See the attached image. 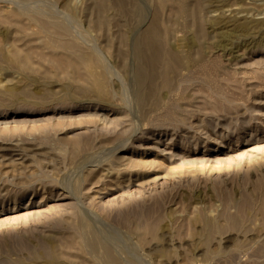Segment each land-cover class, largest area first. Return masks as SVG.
<instances>
[{"label": "rangeland", "instance_id": "rangeland-1", "mask_svg": "<svg viewBox=\"0 0 264 264\" xmlns=\"http://www.w3.org/2000/svg\"><path fill=\"white\" fill-rule=\"evenodd\" d=\"M134 1L0 0V264H264V0ZM156 12L182 64L143 103Z\"/></svg>", "mask_w": 264, "mask_h": 264}, {"label": "bare ground", "instance_id": "bare-ground-1", "mask_svg": "<svg viewBox=\"0 0 264 264\" xmlns=\"http://www.w3.org/2000/svg\"><path fill=\"white\" fill-rule=\"evenodd\" d=\"M110 2L117 7L118 11L126 18V20H130V16L134 12L133 10H136L139 14L141 13L138 4L134 0H110ZM95 6L97 9V18L95 16V21L99 25H106L108 20V0H95ZM159 22L160 15L156 12L152 17L150 24L147 26L145 25L146 28L143 29V34L136 37L137 39L132 45L134 53H136L137 56L135 66L137 83L141 88L140 95L138 96L143 103L154 101L156 99L154 95V86L158 77L162 76L164 86L170 85L173 78L172 74L177 73L182 64V57L176 52V50L167 45V40L165 38H162L159 29ZM60 28L64 30L63 27ZM119 38H122L121 43L125 45L127 42L126 32H120ZM119 53L123 59L126 58V50L121 48ZM75 62L76 61H74V63ZM88 243L91 246V249L101 251L104 264H123L108 246L101 245L98 242H92L91 240L88 241Z\"/></svg>", "mask_w": 264, "mask_h": 264}]
</instances>
